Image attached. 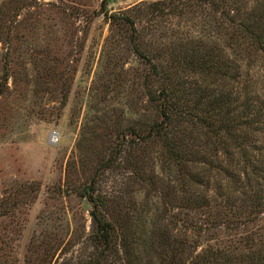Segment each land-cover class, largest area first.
I'll list each match as a JSON object with an SVG mask.
<instances>
[{"label": "trees", "instance_id": "16d2710c", "mask_svg": "<svg viewBox=\"0 0 264 264\" xmlns=\"http://www.w3.org/2000/svg\"><path fill=\"white\" fill-rule=\"evenodd\" d=\"M51 7L0 0V100L12 79L63 111L78 71L71 58L105 16L76 154L49 197L84 200L91 225L86 233L74 212L76 225L34 237L24 264H264V95L243 83L244 64L264 69V0L103 6L83 29V14L65 7L67 32ZM40 191L22 183L13 193L18 231ZM13 214L0 208V264L20 261Z\"/></svg>", "mask_w": 264, "mask_h": 264}, {"label": "rangeland", "instance_id": "374dc122", "mask_svg": "<svg viewBox=\"0 0 264 264\" xmlns=\"http://www.w3.org/2000/svg\"><path fill=\"white\" fill-rule=\"evenodd\" d=\"M142 1L156 0H38V3L52 4L54 7H51L50 12L54 13H50V17L59 23L60 29L67 32L74 19L64 22L66 15L61 10L65 7L69 14L76 17L83 14L82 20L75 22L76 28L83 29L86 24L83 19L87 15H95L103 6L110 13H117ZM58 6L61 7L56 12L54 8ZM108 36L109 23L105 16L95 17L89 25L84 50L71 58V65L78 67V71L63 111L54 110L58 103L51 101L45 94L36 96L23 83L15 88L12 79L8 84L9 92L0 100V208L14 211L12 225L15 231L11 237L18 248V264H24L25 251L35 236L52 227H64L67 222L76 225L72 219L74 212L80 213L82 218L79 224H84L85 232L90 229L89 208L84 200L72 195L62 205L60 202L55 204L49 197L54 196L50 189L65 181L67 164L76 154L85 107ZM79 37H82V33ZM80 48L78 45L77 50ZM243 67V83H247L256 94L264 95L262 60L255 66L248 68L244 64ZM58 112L60 116H57ZM22 183H40L41 191L36 201L27 207V224L25 230L20 232L18 228L22 224L18 221L22 220V209L17 208V205L15 208L17 202L12 196ZM61 205L64 211L59 210Z\"/></svg>", "mask_w": 264, "mask_h": 264}, {"label": "water", "instance_id": "95a60500", "mask_svg": "<svg viewBox=\"0 0 264 264\" xmlns=\"http://www.w3.org/2000/svg\"><path fill=\"white\" fill-rule=\"evenodd\" d=\"M55 135V133H53Z\"/></svg>", "mask_w": 264, "mask_h": 264}]
</instances>
